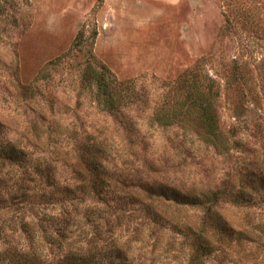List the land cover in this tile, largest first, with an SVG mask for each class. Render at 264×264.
Segmentation results:
<instances>
[{"label":"rangeland","instance_id":"374dc122","mask_svg":"<svg viewBox=\"0 0 264 264\" xmlns=\"http://www.w3.org/2000/svg\"><path fill=\"white\" fill-rule=\"evenodd\" d=\"M87 67H107L126 105L105 109L83 81ZM195 76L212 86L222 152L198 124L167 128L154 118ZM9 143L28 160L0 169V264H16L23 244L57 264L92 232L89 214L116 226L114 208L128 224L114 231L127 248L120 263L187 264L188 240L163 214L170 206L157 217L128 205L133 197L115 201L97 170L81 173L89 155L120 196L152 182L224 191L217 209L245 230L205 264H264V0H0V146ZM176 213L197 221L203 209ZM24 221L42 227L38 241L22 235Z\"/></svg>","mask_w":264,"mask_h":264},{"label":"trees","instance_id":"16d2710c","mask_svg":"<svg viewBox=\"0 0 264 264\" xmlns=\"http://www.w3.org/2000/svg\"><path fill=\"white\" fill-rule=\"evenodd\" d=\"M86 69L87 72L83 81L86 86H96L105 109L110 112H116L126 105L130 97H128L127 93L123 92L121 82L113 76V73L107 67H104L100 71L95 70L93 67H87ZM211 87V85H205L195 76L193 85L186 96L172 105L168 101H165L156 109L154 118L160 126L167 128L174 126L176 123L183 124L182 126L185 128H188L191 124H198V130L201 128L204 137L214 145L217 151L222 152L224 145L218 133L217 115L213 112ZM24 158V151L20 147H17V145L9 143L6 146H0V169L5 163L21 165L23 164V160L25 162L28 160V157ZM98 160V157L95 159L93 155L81 156L79 167L82 166V162L85 163H83L85 169L81 170V173L97 170L95 174L98 177L95 178L101 179L104 183L103 185L109 188L111 193L116 194L115 201L126 202V198L133 197L130 201L126 202L128 205L129 203L134 205L139 204L143 208H146V211L152 210L153 212H157L154 214L157 217H161V211L158 212L156 208L164 204L170 206L169 210H172V212L164 210L163 214L168 221L172 222L174 228L188 240L189 254L187 264H205L207 258L220 245H227L231 249L234 236L236 238L238 233L245 230L242 225H234L230 219L226 218L217 209L218 205L216 204L220 198L219 196L227 195L222 190L217 189L204 195H198L189 191L184 192L173 186L162 187L161 184H154L152 182L143 187L139 186L136 189L130 187L124 190V193L120 196L117 194L119 190L110 185L111 181L109 179V186L105 184L107 177L104 176L103 168L98 169L102 164ZM45 174L51 176L48 171ZM78 174H80V171H78ZM252 178L254 180L257 179L255 177ZM95 185L93 184L90 189L93 194L99 196L98 198H102L105 190H99L98 184L97 187H94ZM242 199L245 198L242 197ZM190 206H198V208L203 209V213L197 221L190 220V217L188 218L186 215L179 216V213H176V209L179 210L180 208H188ZM240 206H248V204H241ZM114 211L115 208L112 215L117 220L116 226H113L109 220L101 219L103 212H100L96 216L97 218L94 216L91 218L92 214H89L86 225L92 228V232L85 233L83 231L81 235L83 237H79L72 242V245L75 247L68 253H65L63 258L60 261L58 260L57 264H98L99 261H96L97 255L100 256V260L109 259L105 264H125L120 262L127 259V248L125 249V246L120 243L119 235L114 236V231H116V228H118L117 230L124 229L128 224H125L123 227L122 216L118 212L114 214ZM31 225L35 228L31 229ZM36 226L37 224L34 221H24L21 223L20 231L27 241H38L41 238L42 227L36 229ZM108 233L109 236L111 235L110 239L105 237ZM81 240L83 241L79 244L78 242ZM98 240L103 242L99 247L96 245V241ZM15 259L16 264H47L48 262L47 256L41 255L36 250H32V245L30 244L26 246L23 244V248Z\"/></svg>","mask_w":264,"mask_h":264}]
</instances>
